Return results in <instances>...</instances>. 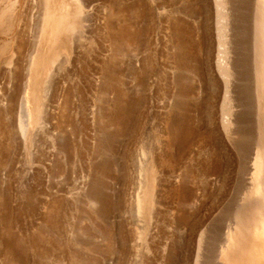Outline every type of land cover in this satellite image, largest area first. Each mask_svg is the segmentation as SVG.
Masks as SVG:
<instances>
[{
  "label": "rangeland",
  "instance_id": "374dc122",
  "mask_svg": "<svg viewBox=\"0 0 264 264\" xmlns=\"http://www.w3.org/2000/svg\"><path fill=\"white\" fill-rule=\"evenodd\" d=\"M214 22L213 0H2L0 264H264L236 212L255 88H224Z\"/></svg>",
  "mask_w": 264,
  "mask_h": 264
},
{
  "label": "bare ground",
  "instance_id": "6f19581e",
  "mask_svg": "<svg viewBox=\"0 0 264 264\" xmlns=\"http://www.w3.org/2000/svg\"><path fill=\"white\" fill-rule=\"evenodd\" d=\"M213 6L217 46L216 68L224 88L227 90L240 82H247L255 88L251 120L257 131L256 145L254 144V153L249 154L248 161L245 162L242 174L245 196L236 212L248 213L245 209L249 212H258L259 218L254 225L255 233L260 234L264 241V0H213ZM242 71L246 72L245 77L238 74ZM22 107L19 128L24 135L29 127L30 115L28 108L23 105ZM39 109L36 105V118L39 116ZM223 126L227 134L232 132L229 119L223 120ZM141 207L142 198L137 196L138 211ZM234 223L229 224L222 234L219 249L230 251L236 247L238 228Z\"/></svg>",
  "mask_w": 264,
  "mask_h": 264
},
{
  "label": "crops",
  "instance_id": "0c3cea01",
  "mask_svg": "<svg viewBox=\"0 0 264 264\" xmlns=\"http://www.w3.org/2000/svg\"><path fill=\"white\" fill-rule=\"evenodd\" d=\"M1 3H2V0H0V5H1Z\"/></svg>",
  "mask_w": 264,
  "mask_h": 264
}]
</instances>
